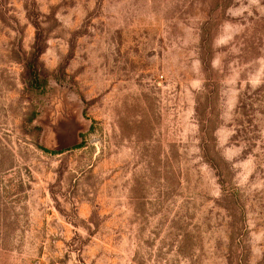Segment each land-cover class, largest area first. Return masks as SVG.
Masks as SVG:
<instances>
[{
	"label": "rangeland",
	"instance_id": "obj_1",
	"mask_svg": "<svg viewBox=\"0 0 264 264\" xmlns=\"http://www.w3.org/2000/svg\"><path fill=\"white\" fill-rule=\"evenodd\" d=\"M0 264H264V0H0Z\"/></svg>",
	"mask_w": 264,
	"mask_h": 264
}]
</instances>
